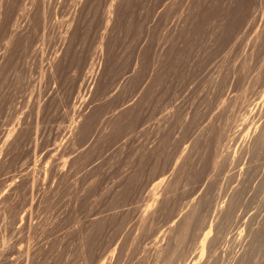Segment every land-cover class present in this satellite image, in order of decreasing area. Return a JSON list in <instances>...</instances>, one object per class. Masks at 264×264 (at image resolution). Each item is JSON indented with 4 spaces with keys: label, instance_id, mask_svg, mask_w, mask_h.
<instances>
[{
    "label": "rangeland",
    "instance_id": "rangeland-1",
    "mask_svg": "<svg viewBox=\"0 0 264 264\" xmlns=\"http://www.w3.org/2000/svg\"><path fill=\"white\" fill-rule=\"evenodd\" d=\"M0 264H264V0H0Z\"/></svg>",
    "mask_w": 264,
    "mask_h": 264
},
{
    "label": "bare ground",
    "instance_id": "bare-ground-1",
    "mask_svg": "<svg viewBox=\"0 0 264 264\" xmlns=\"http://www.w3.org/2000/svg\"><path fill=\"white\" fill-rule=\"evenodd\" d=\"M76 127L78 128V127H80V125L76 124ZM59 168H60V171L63 172L65 169V164L64 163L60 164Z\"/></svg>",
    "mask_w": 264,
    "mask_h": 264
}]
</instances>
